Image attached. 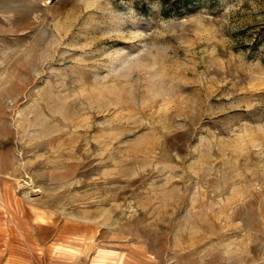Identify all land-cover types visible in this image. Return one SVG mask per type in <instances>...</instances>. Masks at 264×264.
Masks as SVG:
<instances>
[{
  "label": "rangeland",
  "instance_id": "1",
  "mask_svg": "<svg viewBox=\"0 0 264 264\" xmlns=\"http://www.w3.org/2000/svg\"><path fill=\"white\" fill-rule=\"evenodd\" d=\"M9 238L43 264H264V0H0Z\"/></svg>",
  "mask_w": 264,
  "mask_h": 264
},
{
  "label": "crops",
  "instance_id": "2",
  "mask_svg": "<svg viewBox=\"0 0 264 264\" xmlns=\"http://www.w3.org/2000/svg\"><path fill=\"white\" fill-rule=\"evenodd\" d=\"M49 228H45L44 226L38 227L37 230L35 231L36 238L38 240L39 244H43L49 240H52L53 237L59 238V237H64L68 236L67 234L61 232H55V231H50V226ZM55 238V239H56ZM30 239V238H29ZM28 239V240H29ZM61 239V238H59ZM11 239L9 238L7 241L4 242L2 246H0V264H43L40 261V258L38 260L33 261V256H32V240L30 239L29 242L25 243H20L19 245L16 243H12L10 241ZM48 250H45L43 254H47ZM37 255V254H36ZM40 256V255H39Z\"/></svg>",
  "mask_w": 264,
  "mask_h": 264
}]
</instances>
